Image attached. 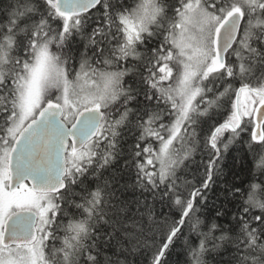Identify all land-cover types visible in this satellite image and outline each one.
<instances>
[{
    "label": "snow or ice",
    "instance_id": "1",
    "mask_svg": "<svg viewBox=\"0 0 264 264\" xmlns=\"http://www.w3.org/2000/svg\"><path fill=\"white\" fill-rule=\"evenodd\" d=\"M233 151L231 211L209 197ZM177 241L264 264V0H0V264Z\"/></svg>",
    "mask_w": 264,
    "mask_h": 264
},
{
    "label": "trees",
    "instance_id": "2",
    "mask_svg": "<svg viewBox=\"0 0 264 264\" xmlns=\"http://www.w3.org/2000/svg\"><path fill=\"white\" fill-rule=\"evenodd\" d=\"M240 155L243 156V153H236L235 151L231 152L226 160L224 161L223 170L224 175L217 178V182L215 186L212 188L211 194H210V201H215L216 204L225 203L227 204V208L231 211H234L232 204L227 203L225 200L226 192H225V185H230L232 183H241L246 179V171L245 168L247 167V161H244L243 159H233V156ZM192 173L196 172V166L193 165L191 169ZM191 178V176L189 177ZM219 197V199H217ZM214 213V209L211 207L207 208L205 210V216L211 217ZM175 218L178 219V216ZM219 223H227L226 219H220L218 221ZM183 231V229H182ZM185 253L183 251L182 243L180 241H177L174 248L170 251V253L167 255V261L168 264H184L185 262ZM228 259L227 255H224L223 257L217 256L214 261L210 260V264H219L221 260L226 261Z\"/></svg>",
    "mask_w": 264,
    "mask_h": 264
}]
</instances>
